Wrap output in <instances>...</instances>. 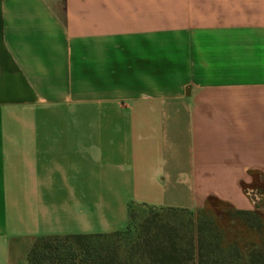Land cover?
<instances>
[{
    "label": "crops",
    "instance_id": "1",
    "mask_svg": "<svg viewBox=\"0 0 264 264\" xmlns=\"http://www.w3.org/2000/svg\"><path fill=\"white\" fill-rule=\"evenodd\" d=\"M255 187L264 0H0V264Z\"/></svg>",
    "mask_w": 264,
    "mask_h": 264
},
{
    "label": "trees",
    "instance_id": "2",
    "mask_svg": "<svg viewBox=\"0 0 264 264\" xmlns=\"http://www.w3.org/2000/svg\"><path fill=\"white\" fill-rule=\"evenodd\" d=\"M264 191V188H262ZM264 199L252 210L210 197L203 208H159L124 244L112 233L47 235L28 253L29 264H264ZM133 207L130 209L132 216ZM166 214V213H165ZM187 215V216H186Z\"/></svg>",
    "mask_w": 264,
    "mask_h": 264
},
{
    "label": "rangeland",
    "instance_id": "3",
    "mask_svg": "<svg viewBox=\"0 0 264 264\" xmlns=\"http://www.w3.org/2000/svg\"><path fill=\"white\" fill-rule=\"evenodd\" d=\"M252 193L260 194L261 200H263L264 197L261 194L264 193V191L262 188L260 189V188L255 187L253 188ZM262 210L264 211L263 205H262ZM171 214H172L171 212L170 213L163 212L159 208H151V207H146L144 205H135L133 207L132 216L130 217L128 226L124 228L122 230V233L118 236V238H115V239H119L121 243L125 244L131 238L130 235L124 233L125 231H127L128 227H130L134 233L132 237H135V235L139 232V226L144 221V219L153 218L157 216L159 217L160 215L165 216V215H171Z\"/></svg>",
    "mask_w": 264,
    "mask_h": 264
},
{
    "label": "built area",
    "instance_id": "4",
    "mask_svg": "<svg viewBox=\"0 0 264 264\" xmlns=\"http://www.w3.org/2000/svg\"><path fill=\"white\" fill-rule=\"evenodd\" d=\"M249 194H252V199L254 200V206L260 202L261 200L260 194H255L252 192H250Z\"/></svg>",
    "mask_w": 264,
    "mask_h": 264
}]
</instances>
